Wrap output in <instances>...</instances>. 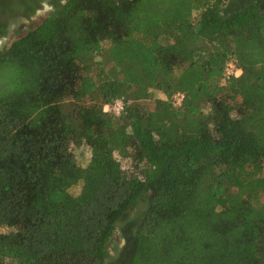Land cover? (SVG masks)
<instances>
[{
  "label": "trees",
  "instance_id": "1",
  "mask_svg": "<svg viewBox=\"0 0 264 264\" xmlns=\"http://www.w3.org/2000/svg\"><path fill=\"white\" fill-rule=\"evenodd\" d=\"M0 264H264V0H66L13 40Z\"/></svg>",
  "mask_w": 264,
  "mask_h": 264
},
{
  "label": "flooded vegetation",
  "instance_id": "2",
  "mask_svg": "<svg viewBox=\"0 0 264 264\" xmlns=\"http://www.w3.org/2000/svg\"><path fill=\"white\" fill-rule=\"evenodd\" d=\"M66 0H0L9 12H0V53L16 38L38 25L52 10L53 5H62ZM4 12V11H3ZM21 36V35H20Z\"/></svg>",
  "mask_w": 264,
  "mask_h": 264
},
{
  "label": "built area",
  "instance_id": "3",
  "mask_svg": "<svg viewBox=\"0 0 264 264\" xmlns=\"http://www.w3.org/2000/svg\"><path fill=\"white\" fill-rule=\"evenodd\" d=\"M240 74V71L234 66L232 62H228L223 70V77H237ZM183 96L180 93H176L171 97V105L173 107H179L182 101ZM104 112H111L114 115H118L122 111V102L115 101L111 105L104 106L102 108Z\"/></svg>",
  "mask_w": 264,
  "mask_h": 264
},
{
  "label": "rangeland",
  "instance_id": "4",
  "mask_svg": "<svg viewBox=\"0 0 264 264\" xmlns=\"http://www.w3.org/2000/svg\"><path fill=\"white\" fill-rule=\"evenodd\" d=\"M24 32L21 31L19 33V36L20 35H23ZM155 96L157 97H162L160 94H156ZM73 154L75 156V160L76 162L79 164V165H84L86 163V161L88 160V150L86 148H83V147H80L78 149H75L73 150ZM116 159L118 160L119 164H120V167L125 170V171H129L130 170V164L128 161L126 160H121L119 158L116 157ZM77 187H74L70 190V192L72 194H75L77 192ZM112 243H115L117 244L118 247H120L122 245V242L118 239V235L115 234L113 237H112ZM111 254V252H109Z\"/></svg>",
  "mask_w": 264,
  "mask_h": 264
}]
</instances>
